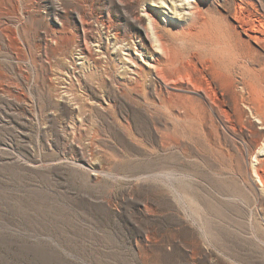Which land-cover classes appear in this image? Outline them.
<instances>
[{
  "label": "rangeland",
  "instance_id": "374dc122",
  "mask_svg": "<svg viewBox=\"0 0 264 264\" xmlns=\"http://www.w3.org/2000/svg\"><path fill=\"white\" fill-rule=\"evenodd\" d=\"M131 3L0 0V264H264L249 151L264 132L248 107L226 130L113 101L108 56L122 82L118 64L151 50Z\"/></svg>",
  "mask_w": 264,
  "mask_h": 264
},
{
  "label": "bare ground",
  "instance_id": "6f19581e",
  "mask_svg": "<svg viewBox=\"0 0 264 264\" xmlns=\"http://www.w3.org/2000/svg\"><path fill=\"white\" fill-rule=\"evenodd\" d=\"M128 1L141 7V14L133 20L141 30L140 41L148 42L151 50L144 67L118 64L124 71L119 78L122 82L111 74L115 66L108 56L103 72L114 102L122 100L141 109L153 124L171 121L201 126L215 122L226 130L229 121L240 124L245 120L243 106H247L264 132V0H256L258 4L253 0ZM146 3L168 10L179 24L175 20L169 26L164 23L167 29H163L158 21L162 18L145 9ZM206 9L215 22L210 37L203 38L197 30L206 20ZM114 35L116 40L120 38ZM127 64L134 69L127 72ZM237 75L246 95L237 92ZM244 128L249 131V125ZM252 132L253 188L264 200V133L259 141L257 132Z\"/></svg>",
  "mask_w": 264,
  "mask_h": 264
}]
</instances>
